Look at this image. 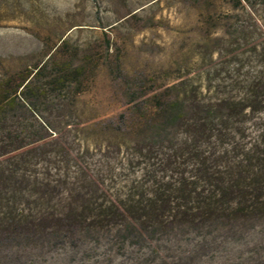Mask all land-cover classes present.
Listing matches in <instances>:
<instances>
[{
  "label": "rangeland",
  "instance_id": "1",
  "mask_svg": "<svg viewBox=\"0 0 264 264\" xmlns=\"http://www.w3.org/2000/svg\"><path fill=\"white\" fill-rule=\"evenodd\" d=\"M254 13L263 24L264 7L257 6ZM245 15L228 0H0V84L8 74L42 65L48 70L69 62L72 68H85L73 98L42 112L58 135L47 130L39 144L23 142L25 150L33 149L29 157L45 155L46 162L33 166L31 174L39 179L43 173L50 187L57 186L64 199L59 209L72 205L74 213L81 212L83 202L75 201L80 195L85 200L121 199L132 187L150 193L140 161L131 157L138 150L154 158L150 163L157 180L180 177L175 173L190 178L194 168L190 162L182 165L186 157L180 154L205 110L227 123L231 136L224 143L234 137L237 147L230 157L245 153L259 137L264 142V111H257L264 109V95L253 113L240 114L234 106L259 75L264 84V53L252 51V44L264 49V35ZM163 95L191 111L155 137L154 102L163 101ZM227 100L234 104L230 111L221 108ZM226 114L231 117L223 118ZM18 117L22 125L32 119L24 111ZM169 149L178 164L167 165ZM210 149L218 153L221 144ZM125 158L131 161L126 164ZM98 230L76 246L32 243L16 250L21 264H134L144 254L150 264H160L149 254L154 241L141 245L127 240L118 250L107 246L115 230ZM194 237H165L158 257L187 251Z\"/></svg>",
  "mask_w": 264,
  "mask_h": 264
},
{
  "label": "trees",
  "instance_id": "2",
  "mask_svg": "<svg viewBox=\"0 0 264 264\" xmlns=\"http://www.w3.org/2000/svg\"><path fill=\"white\" fill-rule=\"evenodd\" d=\"M228 2L246 13L248 20L254 19L264 35V22L253 18L256 7H264V0ZM259 46L252 44V51L263 55L264 49ZM84 72V67L72 68L66 62L48 70L42 65L11 73L1 81L0 264H21L16 250L20 245L76 246L90 232L94 233L95 228L99 229L97 232L104 230L105 234H111L114 229V239L107 246L118 250L126 246L127 240H136L141 245L154 241L155 249L149 254L156 255L160 264H264V142L259 137L243 149L245 153L230 157L237 148L232 142L234 137L224 143L231 136L227 123L221 117L218 120L211 109L195 119L193 139L180 154L186 157L182 165L190 162L194 168L195 174L190 178L183 177L185 173H175L180 177L166 176L165 182L157 180L155 164L150 163L154 158L138 150L131 157L140 161L142 176L146 175L151 183L150 193L145 195L132 187L135 189H129L121 199L113 196L85 200L80 195L75 201L83 202L81 212L74 213L77 207L72 205L65 210H61L62 206L58 208L64 199L57 186L50 187L43 173L39 179L31 174L33 166L46 162L45 155L40 154L39 159L29 157L27 153L33 149L25 150L23 142L29 140V144L37 145L43 140L41 132L47 130L51 131L50 135H58L42 112L73 98ZM258 77L247 85L240 103L234 105L227 100L222 102L224 107H219L230 111L229 106L234 105L240 114L255 112L254 106L262 103L264 95L262 77ZM162 100L154 102L158 114L155 137L185 120L186 113L191 111L178 99L164 100L163 95ZM261 110L264 111H257ZM21 111L28 113L32 121L18 123ZM227 114L223 118L231 117ZM143 121L146 125L150 122L146 117ZM214 143L221 144L218 153L210 149ZM204 145L210 146L209 149L202 150ZM169 151L164 159L167 165L178 164L177 154ZM125 159L126 164L131 161ZM189 233L195 237L187 251L171 258L158 257L168 236ZM144 256L134 259V264H150L151 259Z\"/></svg>",
  "mask_w": 264,
  "mask_h": 264
}]
</instances>
